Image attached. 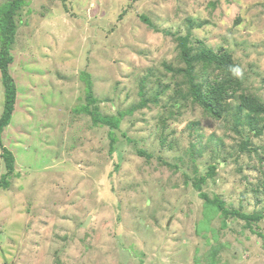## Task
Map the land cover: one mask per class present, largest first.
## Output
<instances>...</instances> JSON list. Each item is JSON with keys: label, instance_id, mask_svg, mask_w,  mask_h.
Listing matches in <instances>:
<instances>
[{"label": "rangeland", "instance_id": "obj_1", "mask_svg": "<svg viewBox=\"0 0 264 264\" xmlns=\"http://www.w3.org/2000/svg\"><path fill=\"white\" fill-rule=\"evenodd\" d=\"M14 18L0 264H264V161L252 166L264 129L251 138L256 153L239 151L248 128L239 136L229 115L171 99L187 87L170 71L184 67L175 37L187 34L196 54L232 53L244 89L264 99V0H25ZM87 75L101 114L131 109L117 128L82 109ZM2 95L0 81V113ZM200 191L261 218H205Z\"/></svg>", "mask_w": 264, "mask_h": 264}, {"label": "trees", "instance_id": "obj_2", "mask_svg": "<svg viewBox=\"0 0 264 264\" xmlns=\"http://www.w3.org/2000/svg\"><path fill=\"white\" fill-rule=\"evenodd\" d=\"M25 3V0H9L0 4V81L2 85V111L0 113V147L1 155L4 160L7 172L2 174L0 178V188H7L9 185L8 175L14 169V155L3 144L2 130L9 124L16 100V85L8 70L9 64L13 61L11 50L14 46L15 34L17 25L15 23V15L20 13V8ZM19 11V12H18ZM142 19L146 21L143 16ZM236 23V22H235ZM178 42L177 49L181 57L183 68H170L172 75L181 77L180 85H186V91L176 90L171 99L186 98L200 107L202 112L214 119L229 118L226 120L231 122L230 125L235 133L239 136L242 134L240 126H246L248 133L238 140V149L241 152L255 151L253 146H250L251 138L259 136L264 129V99H261L256 93L244 89L242 77L234 73L233 69L239 68L238 63L234 60L232 53L220 49L218 52H213L210 48H204L198 54L194 53V48L189 43V36H176ZM196 64H199L202 69H209L210 73L215 72L216 75L212 78L204 79L200 82L196 81L194 73ZM212 75V74H211ZM85 96L86 103L82 109L91 115V119L95 125H105L110 129L117 128L124 115V112H131V109L125 111L117 110L114 115L101 114L98 106L94 103L96 98L92 95V83L87 75L85 78ZM204 82V83H203ZM203 83V84H202ZM204 85V87H202ZM143 90L140 91V94ZM177 99V98H176ZM234 100V103L232 102ZM149 101V100H148ZM155 101V98L153 99ZM147 99L143 96L140 99L138 107L147 105ZM90 105L92 108H90ZM166 115L159 117V122L163 123ZM229 127V126H228ZM114 139L111 140V142ZM139 153H143L140 150ZM264 158V157H263ZM262 156L255 157L256 162L252 165L258 167L259 161H264ZM217 165L210 164L204 175H199L192 179V184L197 190H201V185L208 177L215 174ZM264 174V169L262 170ZM264 185V183L262 182ZM258 185V184H256ZM256 190L260 191L256 186ZM257 192V191H256ZM199 195L204 198L206 214L211 215L216 209H221L227 215L245 220L248 224L251 220L261 218V215L256 213H244L239 209H228L223 206V202L217 196L209 198L205 192L200 191Z\"/></svg>", "mask_w": 264, "mask_h": 264}, {"label": "clouds", "instance_id": "obj_3", "mask_svg": "<svg viewBox=\"0 0 264 264\" xmlns=\"http://www.w3.org/2000/svg\"><path fill=\"white\" fill-rule=\"evenodd\" d=\"M233 71H234V73L236 75H239L240 74V69L239 68H235V69H233Z\"/></svg>", "mask_w": 264, "mask_h": 264}, {"label": "bare ground", "instance_id": "obj_4", "mask_svg": "<svg viewBox=\"0 0 264 264\" xmlns=\"http://www.w3.org/2000/svg\"><path fill=\"white\" fill-rule=\"evenodd\" d=\"M163 138V137H162ZM163 142V141H162Z\"/></svg>", "mask_w": 264, "mask_h": 264}, {"label": "water", "instance_id": "obj_5", "mask_svg": "<svg viewBox=\"0 0 264 264\" xmlns=\"http://www.w3.org/2000/svg\"><path fill=\"white\" fill-rule=\"evenodd\" d=\"M88 219V218H87Z\"/></svg>", "mask_w": 264, "mask_h": 264}]
</instances>
